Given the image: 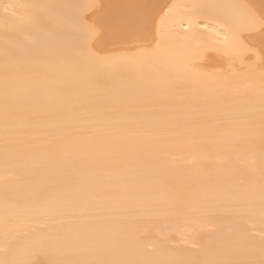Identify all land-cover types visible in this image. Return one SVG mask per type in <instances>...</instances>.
<instances>
[{
	"label": "bare ground",
	"instance_id": "bare-ground-1",
	"mask_svg": "<svg viewBox=\"0 0 264 264\" xmlns=\"http://www.w3.org/2000/svg\"><path fill=\"white\" fill-rule=\"evenodd\" d=\"M144 2L0 0V260L21 259L38 243L46 247L32 259L45 264L50 256L121 264L262 259L264 57L252 44L264 31L242 17L259 18L264 0H157L176 7L163 22L156 17L150 38L108 32L97 46L102 54L133 44L153 51L87 71L70 50L38 57L24 24L38 11L32 5L63 4L60 11L89 22L103 14L120 32L129 6ZM206 20L238 35L239 51L197 57L211 35ZM218 47L225 49L222 40ZM209 55L221 63L206 67ZM190 64L199 71L189 73Z\"/></svg>",
	"mask_w": 264,
	"mask_h": 264
},
{
	"label": "snow or ice",
	"instance_id": "snow-or-ice-1",
	"mask_svg": "<svg viewBox=\"0 0 264 264\" xmlns=\"http://www.w3.org/2000/svg\"><path fill=\"white\" fill-rule=\"evenodd\" d=\"M31 7L38 11L35 14L26 16L24 24L32 29V47L37 56L39 57L42 54L53 51L70 50L78 61L83 58V67L87 71L90 66L101 67L116 63L119 57L127 58L142 52L153 51V49L133 44L132 47L122 53L102 54L98 51L97 46L102 44L103 41L99 40L98 37L102 33L112 32L113 35L124 41H139L141 38L148 39L152 36L151 29L156 17L159 16L160 21L163 22L176 6L159 4L157 0H145L142 4L130 5L129 7L134 9V11L125 17V23L120 32H113L108 27V21L103 14L97 15L89 22L87 19L73 17L67 12L60 11V9L69 7L68 5L36 4ZM89 7H96V5H90ZM101 7L103 6L101 5ZM192 7L195 9L205 6L193 5ZM241 7L246 8V6ZM166 8L168 9L167 12L164 11ZM161 13L163 15H160ZM242 19L248 29L255 30L258 26L264 31V14L257 18L253 12L247 11ZM189 24H192L191 20H189ZM215 24L216 22L213 20H206L202 23L201 26L204 32L211 35L200 41L196 52L197 57H202L209 52L223 53L227 49L239 51L241 47L239 36L231 33L222 35ZM156 36L155 43L158 48L160 46L159 38H162L159 28L156 29ZM200 36L203 37L204 33H200ZM212 37H221V39L213 40ZM221 40L225 45V49L218 47ZM187 71L196 73L199 68L195 64H190ZM104 101L105 97H100L97 102L102 103ZM262 104H264V101H262ZM45 247L43 243H38L25 249L23 258L12 261L0 260V264H36V261L32 259V255L37 250H44ZM46 264H121V262L96 259H67L50 256ZM249 264H255V262L251 261ZM259 264H264V249H262V259Z\"/></svg>",
	"mask_w": 264,
	"mask_h": 264
},
{
	"label": "rangeland",
	"instance_id": "rangeland-1",
	"mask_svg": "<svg viewBox=\"0 0 264 264\" xmlns=\"http://www.w3.org/2000/svg\"><path fill=\"white\" fill-rule=\"evenodd\" d=\"M254 46V48L258 49L256 51H258V53H260V55L262 57H264V40H261L260 41V44H252ZM210 56L212 55H209V60L206 61V67H214L216 65H219L221 63V61H219V58H217L216 56H213L211 59H210ZM213 59V60H212ZM218 59V60H217ZM208 62V63H207ZM217 62V63H216ZM169 237H170V240L174 241L175 240V235L174 233L170 232L169 233ZM174 243H170V245H173ZM36 264H45V260L41 257L39 258H36Z\"/></svg>",
	"mask_w": 264,
	"mask_h": 264
}]
</instances>
